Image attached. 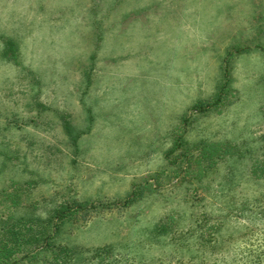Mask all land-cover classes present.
I'll return each instance as SVG.
<instances>
[{
    "label": "rangeland",
    "instance_id": "374dc122",
    "mask_svg": "<svg viewBox=\"0 0 264 264\" xmlns=\"http://www.w3.org/2000/svg\"><path fill=\"white\" fill-rule=\"evenodd\" d=\"M13 260L264 264V0H0Z\"/></svg>",
    "mask_w": 264,
    "mask_h": 264
},
{
    "label": "trees",
    "instance_id": "16d2710c",
    "mask_svg": "<svg viewBox=\"0 0 264 264\" xmlns=\"http://www.w3.org/2000/svg\"><path fill=\"white\" fill-rule=\"evenodd\" d=\"M224 79H225V81H224V83H223V86H226V75L224 74ZM225 87H223V88H221L220 89V92H222V89H224ZM219 95H221V94H219ZM219 98H220V96L217 98V100H215V101H213L212 103H209V104H205L204 106H202V104H200V105H197V107H198V110L199 111H204V110H206V109H208V108H210L211 106H214V105H216L219 101ZM71 209V207H70V205H65V207L63 208V209H61L60 211H57L56 212V214H57V216H61V215H64L66 212H67V210H70ZM16 260H13V261H11V262H9L8 264H15L16 262H15Z\"/></svg>",
    "mask_w": 264,
    "mask_h": 264
}]
</instances>
